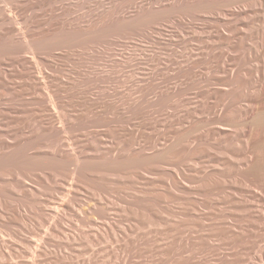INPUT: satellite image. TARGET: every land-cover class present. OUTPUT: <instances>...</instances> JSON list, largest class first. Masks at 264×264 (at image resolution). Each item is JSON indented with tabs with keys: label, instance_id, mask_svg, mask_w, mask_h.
Returning a JSON list of instances; mask_svg holds the SVG:
<instances>
[{
	"label": "bare ground",
	"instance_id": "bare-ground-1",
	"mask_svg": "<svg viewBox=\"0 0 264 264\" xmlns=\"http://www.w3.org/2000/svg\"><path fill=\"white\" fill-rule=\"evenodd\" d=\"M143 250L264 264V0H0V264Z\"/></svg>",
	"mask_w": 264,
	"mask_h": 264
},
{
	"label": "rangeland",
	"instance_id": "rangeland-1",
	"mask_svg": "<svg viewBox=\"0 0 264 264\" xmlns=\"http://www.w3.org/2000/svg\"><path fill=\"white\" fill-rule=\"evenodd\" d=\"M150 177H151V176H150ZM152 177H154V176H152ZM195 183H197V182H195ZM195 183H190L189 186H192V187H193V186L196 185ZM192 194L196 195V194H198V193H196V192L194 193V192H193V193L189 194L188 197H189L190 199L193 198V200H194L195 198H198V197H199V195H198V197H196L197 195L194 196V195H192ZM190 195H191L192 197H191ZM215 196H216V195L212 196L213 199H214V200H213L214 203H216V202L219 200V198H220L219 195H217L216 197H215ZM214 197H215V198H214ZM218 197H219V198H218ZM200 198H202L201 195H200ZM216 198H217V199H216ZM215 199H216L217 201H215ZM219 203H220V204H219ZM222 204H223V202H221V200H220L219 202H217L216 206H217V205H218V206L220 205V206H221V209H219L220 206H219V207H216V208L219 209V210H224V211H225V209H226V212H227L228 209H229L230 207H229V208H226V207H228V206H226V204H223V205L226 206V207L223 209L224 206H223ZM206 210H207V211H206ZM229 210H230V209H229ZM201 211H203V212L205 211L206 213H208V208L206 209L205 207H204V208L201 207ZM209 211H210V210H209ZM193 213H194V215H196L198 212H197V211H193ZM195 213H196V214H195ZM235 213H236V216L238 215L237 213H239V214H240V217H241V211H240V212H235ZM242 214H243V213H242ZM238 217H239V215H238ZM240 217H239V218H240ZM239 218H238V220L240 221L241 218H240V219H239ZM207 220H208V222H207ZM238 220H237V221H238ZM241 220H244V219L242 218ZM209 221H210V219H205V220H204V223H207V225H208V226H205L204 230H206V229L209 227V225L211 224V222H210V224H208ZM237 221H236V223H237ZM239 221H238V222H239ZM244 221L246 222V219H245ZM244 221H242V222L244 223ZM212 222H213V221H212ZM242 222H241V223H242ZM241 223H237V225H239V224H240V225H243V223H242V224H241ZM247 223H248V221H247L243 226H245ZM248 224H249V223H248ZM248 224H247V226H248ZM205 225H206V224H205ZM240 225H239V226H240ZM239 226L236 227V228H238L237 230L241 229V231H242V228L239 227ZM195 227H196V226H195ZM195 227H194V228H195ZM153 228H154V227H151L150 229H153ZM194 228H193L194 231H193L192 229H191V230L188 229L189 232L191 233V231H193V234H194V233L197 231L196 228H195V229H194ZM243 228H246V226L243 227ZM197 229H201V228L199 227V228H197ZM145 230H146V229H144L143 231H145ZM153 230H154V229H153ZM253 230H254V228H253ZM146 231H147V230H146ZM138 232H139V233H138ZM140 232H141V231H137V232L133 233L131 236L134 235L136 238H141L142 235H143V234L141 235V233H143V232H141V233H140ZM189 232H188V235H189ZM200 232L202 233V232H204V231H203V230H198V233H200ZM137 233L139 234L140 237H139V236H136ZM152 233H153V234H151V235H149V234H147V235L152 237V235H154L155 232H152ZM198 233H197V234H198ZM204 233H205V232H204ZM193 234H192V235H193ZM192 235L190 234L189 236L191 237ZM194 235L197 237L196 234H194ZM194 235H193V237H194ZM198 235H199V234H198ZM259 237H260V236H257V237H256V240H258ZM142 238H144V236H143ZM142 238H141V239H142ZM141 239H138V240L141 241V242L144 244L145 238L142 239V240H141ZM260 239H261V237H260L259 240L257 241L259 244L263 243V241L260 240ZM143 240H144V241H143ZM260 241H261V243H260ZM141 242H140V245L142 244ZM214 243H217V241H214ZM144 245H145V244H144ZM144 245H143V246H144ZM145 246H146V245H145ZM152 247L154 248V246L151 245V246L149 247V249H150V248L152 249ZM153 250L155 251V248L152 249V251H153ZM152 251H150L151 253H150V252L147 253L146 251L144 252V250H143L144 254H143V252H142V254L144 255V257H143V256H141V257L139 256L140 258H137V257H136V258H134V260L137 259L138 261L136 260V262H138V263H139L140 261H142V262L144 261V262H145V263H141V262H140L141 264H146V263L148 264V261L151 262L152 259L155 260V257H156V259H157L158 256H159V255L156 256L155 254H157V253L152 252ZM146 253H147L149 256H147ZM152 253H153V254H152ZM154 253H155V254H154ZM151 254H152V255H151ZM150 255H151V256H150ZM200 255H201V256H200ZM153 256H154V257H153ZM198 256H199V257H198ZM142 257H143L144 259H142ZM150 257H152V258L149 259ZM200 257H202V259H203V258H204V255L201 254V253L198 254V255L195 257L196 259H195V258L192 259V260H193L192 262H196V261H197V263H198L199 261L202 260V259L200 260ZM101 258H102V261H104V260L107 259V258H105V257H101ZM145 258L148 259L147 262H146ZM198 259H199V260H198ZM153 260H152V262H154ZM152 262H151V263H152ZM151 263H149V264H151ZM152 264H153V263H152ZM190 264H191V263H190ZM193 264H194V263H193ZM198 264H200V263H198Z\"/></svg>",
	"mask_w": 264,
	"mask_h": 264
}]
</instances>
